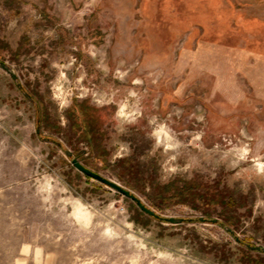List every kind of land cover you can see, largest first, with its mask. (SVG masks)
Listing matches in <instances>:
<instances>
[{
	"label": "rangeland",
	"instance_id": "rangeland-1",
	"mask_svg": "<svg viewBox=\"0 0 264 264\" xmlns=\"http://www.w3.org/2000/svg\"><path fill=\"white\" fill-rule=\"evenodd\" d=\"M201 1L0 0V264L264 257V60Z\"/></svg>",
	"mask_w": 264,
	"mask_h": 264
},
{
	"label": "crops",
	"instance_id": "crops-1",
	"mask_svg": "<svg viewBox=\"0 0 264 264\" xmlns=\"http://www.w3.org/2000/svg\"><path fill=\"white\" fill-rule=\"evenodd\" d=\"M201 2L200 6L203 15L200 17V22L202 29L203 27L204 29L210 27V25L213 24L212 26L216 28L217 37H220L222 34L221 31H225L226 28L227 30L231 29L230 32H232L233 35L236 34L235 29H242L241 31L244 32L248 42L244 47L243 45H238L237 49L235 47L233 48L239 51L242 57H249L255 61V67L257 66L256 61L264 60V44L262 46L258 45L259 43L256 36L257 33L261 31L262 37L264 38V17L257 14L246 15L244 12L238 10L236 5L228 4L226 6L223 2L221 3V0H211L209 4H205L204 0ZM206 2H209V0H206ZM231 50L233 49L231 48Z\"/></svg>",
	"mask_w": 264,
	"mask_h": 264
},
{
	"label": "water",
	"instance_id": "water-1",
	"mask_svg": "<svg viewBox=\"0 0 264 264\" xmlns=\"http://www.w3.org/2000/svg\"><path fill=\"white\" fill-rule=\"evenodd\" d=\"M71 163L81 172L86 173L96 179H99L107 184H109L110 186L114 187L115 189H117L119 192L123 193L125 196H128L129 198H131L132 200L135 201V203L137 204V206L145 213L152 215V216H157L156 213L150 209L149 207H147L141 200L140 198L131 190H129L128 188H126V186H122L121 184H119L118 182L110 179V178H106L104 176H102L101 174L89 169L88 167L84 166V164H82L78 159L76 158H72L70 159ZM264 250V249H263Z\"/></svg>",
	"mask_w": 264,
	"mask_h": 264
},
{
	"label": "trees",
	"instance_id": "trees-1",
	"mask_svg": "<svg viewBox=\"0 0 264 264\" xmlns=\"http://www.w3.org/2000/svg\"><path fill=\"white\" fill-rule=\"evenodd\" d=\"M241 252H242L243 254H245V255L248 256V255H249V252H250V249H249V248H244ZM254 258H255V260H254V259H249L250 262L253 260V263H254V264H261V262L264 261V257H263V256H260V255L254 257ZM256 259H257V260H256Z\"/></svg>",
	"mask_w": 264,
	"mask_h": 264
}]
</instances>
